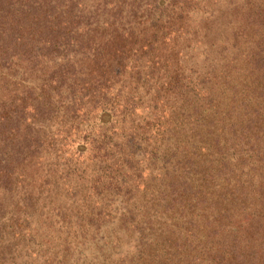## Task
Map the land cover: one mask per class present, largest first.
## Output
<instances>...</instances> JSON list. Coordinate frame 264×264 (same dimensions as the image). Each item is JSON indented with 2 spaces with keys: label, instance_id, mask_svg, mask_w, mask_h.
Listing matches in <instances>:
<instances>
[{
  "label": "trees",
  "instance_id": "obj_1",
  "mask_svg": "<svg viewBox=\"0 0 264 264\" xmlns=\"http://www.w3.org/2000/svg\"><path fill=\"white\" fill-rule=\"evenodd\" d=\"M177 3L183 1L132 0L125 9L103 0L102 14L112 17V23L124 19L130 24L142 16L155 18V31L144 41L134 42L136 46L130 43L126 48L129 37L116 29V40L99 39L98 14L80 0H0V71L20 63L25 73L39 70L40 64L48 73L46 83L38 88L30 86L26 92L0 100V154L7 155L0 159V187L12 181L16 163L37 152L48 138L52 141L62 136V142L67 139L64 134L73 137L69 130L59 127L50 131L52 119L61 126L66 120L92 114L98 120L92 136H80L75 131V138L87 147L76 140L67 146L77 160H88L95 166L103 164L102 176L92 179L96 196L89 211L92 218L107 223L121 221L123 225L126 217L135 216L128 224L141 225L140 234L145 228L152 231L143 252L146 256L152 252L157 264H250L251 258L258 262L259 228L263 229L259 224L264 215L259 212L256 219L254 213L239 210L240 181L219 177L230 164V158L221 151L226 144L220 145V138L225 128L235 135L237 127L234 120L228 119V113L216 117L219 127L210 150L209 145L201 147L198 138L183 144L170 141L167 134L181 129L170 118L158 117L154 121L149 115L145 126L136 121L141 111L139 103L145 97L139 95L137 85L144 86L151 80L158 45L169 34L170 27L161 26V20H171L173 10L170 8L166 14V9ZM113 48L114 52H110ZM254 53V64L260 67L264 53L260 49ZM260 72L255 69L253 75ZM203 95L209 98L207 93ZM253 111L244 112L247 117L242 127L251 135L264 132L258 118H252ZM22 124L25 131L18 135ZM257 187L264 193L262 181ZM123 202H129L132 208ZM118 203L119 209L114 205ZM8 208L0 199V220ZM13 210L15 234L23 237V227L29 229L23 216L28 213L21 210L18 202L13 203ZM165 212L169 215H162ZM234 216V225L223 222ZM157 220L168 231L158 228L153 234L150 226ZM71 248L68 244L67 250Z\"/></svg>",
  "mask_w": 264,
  "mask_h": 264
},
{
  "label": "rangeland",
  "instance_id": "obj_2",
  "mask_svg": "<svg viewBox=\"0 0 264 264\" xmlns=\"http://www.w3.org/2000/svg\"><path fill=\"white\" fill-rule=\"evenodd\" d=\"M131 1L107 0V3L126 9ZM182 1V4L167 7L166 14L173 10L171 20L167 17L161 20V26L170 28L168 38L163 42L159 40V50L153 58L155 67L150 70L151 80L144 86L134 84L139 95L145 96L139 103L141 111L136 121L145 126L149 115L154 121L158 117L170 118L173 125L184 128L183 131L172 129L171 134H167L170 141L183 144L198 138L202 141L201 147L209 145L210 150L219 127L216 117L228 113V119L234 120L237 127L235 135L225 128L223 137L220 136V145L226 144L221 151L230 158L231 165L219 173V177L240 181L239 210L254 213L258 219L259 212L264 215V193L257 187L259 180L264 183V132L251 135L242 127L247 117L244 112L248 110H254L252 118H258L264 127V59L260 67L253 61L256 49L264 53V0ZM80 3L98 14L99 39L116 40L113 31L116 29L129 37L128 48L130 43L144 41L155 31L152 16L132 19L130 24L124 23V19L112 23V17L102 14L103 0H80ZM138 15H142L141 11ZM129 27L131 29H127ZM110 52H114V48ZM22 66L19 63L0 71L1 101L19 91L26 92L30 86L34 90L46 83L48 73L43 72L41 64L38 66L41 70L26 73ZM255 69L261 71L257 76L253 75ZM125 84L128 88L129 84ZM56 122L50 121V131L59 127L69 130L73 137L64 134L67 139L62 142V136L52 141L48 138L37 152L16 163L12 181L5 188L0 187V199L9 207L0 220V264H136L137 261L157 264L152 252L148 251L147 256L143 252L152 231L145 228L140 234L141 225L128 224L135 216L126 217L123 225L121 221L107 223L90 216L96 198L92 191L93 178L102 176L103 164L95 166L88 160H77L67 146L73 143L71 140H76L86 148L82 140L75 138V131L80 136H92L98 125L97 118L87 114L66 120L61 126ZM24 131L22 124L17 134L22 135ZM246 140L255 146L251 147ZM6 156L0 154V159ZM15 202L28 213L23 216L29 226V229L23 227V237L15 234L12 223ZM114 205L121 207L119 203ZM122 205L132 208L129 202ZM234 218L223 222L234 225ZM260 219L263 229L259 228L261 234L257 243L258 247L261 245L256 252L259 261L251 258L250 264H264V217ZM128 225L130 228L124 227ZM150 227L153 234L158 228L165 230L161 220ZM68 244L72 247L69 250ZM61 259L65 262H57Z\"/></svg>",
  "mask_w": 264,
  "mask_h": 264
}]
</instances>
